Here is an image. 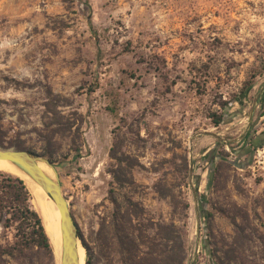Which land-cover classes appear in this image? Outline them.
<instances>
[{
	"label": "rangeland",
	"instance_id": "374dc122",
	"mask_svg": "<svg viewBox=\"0 0 264 264\" xmlns=\"http://www.w3.org/2000/svg\"><path fill=\"white\" fill-rule=\"evenodd\" d=\"M0 139L49 154L95 255L123 152L185 264H264V0H0Z\"/></svg>",
	"mask_w": 264,
	"mask_h": 264
},
{
	"label": "trees",
	"instance_id": "16d2710c",
	"mask_svg": "<svg viewBox=\"0 0 264 264\" xmlns=\"http://www.w3.org/2000/svg\"><path fill=\"white\" fill-rule=\"evenodd\" d=\"M211 118L216 127L222 122V115L212 114ZM0 147L28 149L23 141L5 143L2 139ZM40 155L50 159L48 153ZM110 156L115 165L109 171L112 180L106 199L112 209L100 217L92 237L97 256L82 236L88 256L85 264H185L187 251L181 227L173 220L155 218L131 194L118 193L117 190L132 188L136 184L133 165L124 159L123 152L120 156L116 153ZM156 188L161 197H168L171 204H175L173 195ZM31 200L32 195L23 179L0 171V229L3 233L0 234V264H55L50 239ZM172 206L175 209V205ZM184 207H187L186 203ZM208 214L211 220L213 214ZM231 222L235 236L230 247L236 252L239 247L237 238L241 243L245 240L249 243L253 228L244 227L235 218ZM218 250L214 249L211 254L216 264L237 262L235 256L217 255Z\"/></svg>",
	"mask_w": 264,
	"mask_h": 264
},
{
	"label": "water",
	"instance_id": "95a60500",
	"mask_svg": "<svg viewBox=\"0 0 264 264\" xmlns=\"http://www.w3.org/2000/svg\"><path fill=\"white\" fill-rule=\"evenodd\" d=\"M0 159L10 161L22 173L40 185L58 208L60 214V246L59 260L54 257L55 264H80L78 241L82 243V235L70 210V204L62 192L54 163L49 158L29 149H15L13 147H0ZM39 162H44L50 166L54 171V177L47 174L39 166Z\"/></svg>",
	"mask_w": 264,
	"mask_h": 264
},
{
	"label": "bare ground",
	"instance_id": "6f19581e",
	"mask_svg": "<svg viewBox=\"0 0 264 264\" xmlns=\"http://www.w3.org/2000/svg\"><path fill=\"white\" fill-rule=\"evenodd\" d=\"M39 166L50 176L54 177V171L44 162H39ZM0 171L9 173L22 178L29 188L32 195V204L40 214L45 226L47 235L53 248V254L56 260H59L60 246V214L52 199L46 194L40 185L34 182L29 176L22 173L13 163L6 159H0ZM78 251L80 264H84L86 259V250L82 243L78 241Z\"/></svg>",
	"mask_w": 264,
	"mask_h": 264
}]
</instances>
